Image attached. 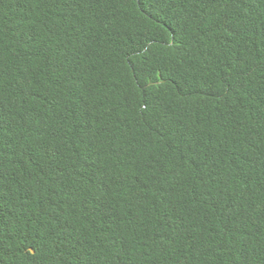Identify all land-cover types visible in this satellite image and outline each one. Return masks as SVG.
<instances>
[{
  "label": "trees",
  "instance_id": "16d2710c",
  "mask_svg": "<svg viewBox=\"0 0 264 264\" xmlns=\"http://www.w3.org/2000/svg\"><path fill=\"white\" fill-rule=\"evenodd\" d=\"M0 264H264V0H0Z\"/></svg>",
  "mask_w": 264,
  "mask_h": 264
}]
</instances>
